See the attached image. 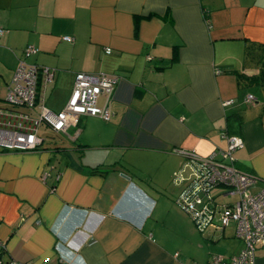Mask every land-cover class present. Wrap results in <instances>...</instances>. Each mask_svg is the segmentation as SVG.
Here are the masks:
<instances>
[{"label":"crops","instance_id":"obj_1","mask_svg":"<svg viewBox=\"0 0 264 264\" xmlns=\"http://www.w3.org/2000/svg\"><path fill=\"white\" fill-rule=\"evenodd\" d=\"M0 29V106L27 46L54 71L51 111L77 74L117 80L110 121L83 117L67 136L41 130L38 150L0 152L4 260L208 264L240 250L233 225L199 229L179 205L195 170L178 151L206 158L238 136L235 167L258 179L249 193L264 190V0H0Z\"/></svg>","mask_w":264,"mask_h":264},{"label":"built area","instance_id":"obj_2","mask_svg":"<svg viewBox=\"0 0 264 264\" xmlns=\"http://www.w3.org/2000/svg\"><path fill=\"white\" fill-rule=\"evenodd\" d=\"M3 33L0 29V36ZM64 40L72 41L68 37ZM37 52L34 46L25 48L14 71L12 87L4 105L0 106V152L35 151L44 142L43 129L67 136L83 117H98L106 122L112 117L107 102L114 93L117 80L105 75L77 74L63 108L58 112L48 109L42 85L49 82L53 74L47 68L27 63V59ZM102 96L106 103L100 107L98 101ZM251 100L252 97H248L247 101ZM223 138L227 148L214 151L206 158L199 157L194 150L178 151L194 166L195 176L177 201L199 229L213 224L214 219L218 220L221 229L233 225L234 236L241 242L240 250L228 258L211 256L208 264H255V252L264 246V190L249 193L258 179L235 167L233 154L242 149V139L227 133ZM218 189L221 191L213 194ZM221 196L228 197L231 202L217 204L216 198ZM3 251L4 245L0 241V264H20L4 260Z\"/></svg>","mask_w":264,"mask_h":264},{"label":"rangeland","instance_id":"obj_3","mask_svg":"<svg viewBox=\"0 0 264 264\" xmlns=\"http://www.w3.org/2000/svg\"><path fill=\"white\" fill-rule=\"evenodd\" d=\"M51 103L52 102H56V103H60V100H58L56 97L52 96L51 98ZM53 107V108H57V106H50V108ZM49 134L53 135L51 132H48ZM189 167V166H188ZM190 168V167H189ZM191 169V168H190ZM192 170V169H191ZM193 172V177H194V171L192 170ZM221 189H218L217 191H214L213 194H217V192H220ZM229 202V198L228 197H224V196H221V197H217L216 198V203L219 204V205H223L225 203H228ZM231 231V228L228 229V232L230 233ZM219 255V254H218Z\"/></svg>","mask_w":264,"mask_h":264},{"label":"trees","instance_id":"obj_4","mask_svg":"<svg viewBox=\"0 0 264 264\" xmlns=\"http://www.w3.org/2000/svg\"><path fill=\"white\" fill-rule=\"evenodd\" d=\"M25 50V49H24ZM38 50V49H37ZM39 53V50H38V52L35 54V55H33L31 58H33L34 56H36L37 54ZM23 54H24V51H23ZM30 58V59H31ZM22 59V58H21ZM20 59V60H21ZM30 59H27V63L28 64H31V65H36V66H38V67H41V68H45V67H42V66H39V65H37V64H35V63H33V62H30L29 60ZM19 60V61H20ZM19 61H18V64H19ZM18 64H17V66H18ZM17 68V67H16ZM48 69V68H47ZM52 74H53V72L54 71H52V70H50V69H48ZM236 124H239V122H236L235 120L232 122V121H229V125H228V127H232V126H234V125H236Z\"/></svg>","mask_w":264,"mask_h":264}]
</instances>
